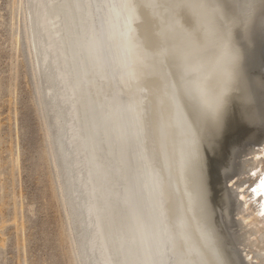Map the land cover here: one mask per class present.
I'll use <instances>...</instances> for the list:
<instances>
[{"label": "rangeland", "instance_id": "1", "mask_svg": "<svg viewBox=\"0 0 264 264\" xmlns=\"http://www.w3.org/2000/svg\"><path fill=\"white\" fill-rule=\"evenodd\" d=\"M155 7V0H54L37 25L33 0H0V264H94L82 228L85 200L71 180L76 173L66 149L68 91L57 77L60 59L77 95L74 112L113 253L123 240L152 264L135 233L152 190L164 196L168 219L180 220V206L166 190L170 154L178 150L171 141L173 112L166 109L164 64L171 67L173 59L161 49L170 41L172 19L168 7L160 28ZM189 228L190 246L175 242V258L206 264L209 236ZM145 238L159 250L157 231ZM160 255L156 264L165 259ZM114 256L121 264L122 256Z\"/></svg>", "mask_w": 264, "mask_h": 264}, {"label": "bare ground", "instance_id": "2", "mask_svg": "<svg viewBox=\"0 0 264 264\" xmlns=\"http://www.w3.org/2000/svg\"><path fill=\"white\" fill-rule=\"evenodd\" d=\"M159 1L155 0V9L156 13L159 12L157 17L161 28L164 20L160 19V15L166 14L168 9L166 7V10L162 9L161 12L160 5L162 6L163 3L159 5ZM174 2V8L169 7L172 20L167 30L170 31L168 37L170 41L162 44L161 49L169 50L170 58L173 59L171 67L163 64L170 94L166 109L170 106L173 112V117L170 116V119L172 117L176 124L175 135L171 141H176L175 145L178 143V148L176 147L178 150L176 154L173 152V156L170 154L171 165L167 167H170L171 172L168 174L169 179L166 178L167 174L165 178L169 183V187L166 188L171 196L169 198L180 206L178 222L182 230L178 222L168 219L171 213L166 208L164 196L152 190L147 198V206L142 207L140 222L135 226V233L137 236L140 234L146 236L150 231L159 233V250L154 251L149 241L143 242L141 246L147 251L152 264H156L161 253L164 255L162 259L165 258L161 264L174 262L182 264L180 259L175 258L174 243L179 240L184 243L183 245L186 246L187 243L189 245V227L195 234L209 236V239H206L209 246L206 245L205 248L211 261H207L204 256L206 264L215 263L210 254L212 252L222 263L221 258H224L226 264H264V188L261 187L264 177L261 180L259 178L264 174V153L258 160L248 158L249 155L259 153L252 148V143L264 149V88L257 86V81L264 80L262 51L264 45L254 47L252 42L256 21L260 15L264 16V0H175ZM33 3L38 25L54 0H33ZM249 5L252 8L251 15L247 18L252 43L250 48L240 43V37L237 35L239 26L233 24L241 19ZM174 9L179 10L180 17L174 16ZM226 23L232 25L233 42L240 49L238 69L250 86L253 103L246 107L242 100L246 93L241 90L238 82L234 83L228 93V103L222 110L221 127L218 134L213 136L209 132L207 123L200 125L192 123L190 106L201 91L211 98L223 86V74L229 70L226 53L221 46ZM52 48L54 52L57 51L56 44ZM56 55L59 62L58 54ZM59 68L61 73L57 76L58 80L62 85L65 82V89L68 91L65 103L69 107V114L66 112L65 116L69 124L70 140H68L69 144L66 142V149L71 152L73 173H76V176L75 174L71 176V180L75 185L76 178V184L81 188L79 192L83 193L82 198L85 200L81 209L84 211L82 218L86 219V221L82 220V228L89 242L87 256L94 264H102L106 254L113 253L111 235L106 216L100 212L96 203L97 188L93 181L95 175L89 172L88 157L82 142L85 141V132L81 133L78 115L74 112L77 103V97L74 96L76 92L68 89L61 59ZM55 73L57 74V71ZM53 76L55 77L54 74ZM249 109L254 115L253 121L245 116V112ZM254 168L260 171L259 176L249 175L248 172ZM232 175L237 176L238 181L234 186H227L226 182ZM243 184L251 186L250 191L254 190V192L250 194L239 192L237 187ZM256 184L257 186L253 187ZM258 193L261 195L247 206L239 198V196L245 198L253 195L255 197ZM168 203L169 207L170 202ZM239 247L245 250L248 261L241 254L242 250ZM166 256L169 257L168 261ZM171 261L173 263H170Z\"/></svg>", "mask_w": 264, "mask_h": 264}, {"label": "snow or ice", "instance_id": "3", "mask_svg": "<svg viewBox=\"0 0 264 264\" xmlns=\"http://www.w3.org/2000/svg\"><path fill=\"white\" fill-rule=\"evenodd\" d=\"M251 5L242 14L239 21L233 22L238 25L237 35L240 37V43L243 46L252 47L250 39V31L247 27V18L251 15ZM221 46L226 53V63L229 70L224 72L223 86L221 89L209 98L202 91L198 97H196L190 106L191 121L194 125H200L207 123L209 132L211 135H217L222 124V110L228 103V93L232 89L234 83H239L241 90L245 91L246 95L242 97L246 107L253 103L250 86L244 79L243 74L238 69V60L240 56V49L235 46L232 38V25H224V33L221 37ZM257 86L264 88V80L257 81ZM245 116L250 121L254 120V115L250 111L245 112ZM264 188V183L261 185Z\"/></svg>", "mask_w": 264, "mask_h": 264}, {"label": "water", "instance_id": "4", "mask_svg": "<svg viewBox=\"0 0 264 264\" xmlns=\"http://www.w3.org/2000/svg\"><path fill=\"white\" fill-rule=\"evenodd\" d=\"M164 4H165V7L162 8V9L166 10V7L167 8L168 7H170V8L173 7L174 8L173 5H175V2H173V3L170 2L169 3L167 0H165ZM252 42L254 44V47H257V46H259L261 44L264 45V16L263 15H260L258 21H256V26L254 28L253 35H252ZM262 51H263V69H264V48H263ZM251 146H252V148H254V150L259 151V153H255L254 155H249L248 158H254L255 160H258L260 157L262 158V155L264 153L263 152L264 149L261 146L256 145L255 143H252ZM259 172L260 171L257 168H254V169L250 170L248 173H249L250 176H254V175L259 176L258 175ZM263 177H264V174L260 175V177H259L260 180L263 179ZM260 180L258 179V181H260ZM237 181H238L237 176L232 175L230 177V179L227 180L226 185L227 186H234ZM256 186H257V184L254 185L253 187H256ZM250 187L248 185H246V184H243L242 186H239L237 188H238L239 192H244L245 194H247V193L250 194V193L254 192V190L250 191ZM260 195H261V193H258L255 197H253L254 196L253 195V196H248V197L246 196L245 198H241V196H239V198L247 206L249 204H252L254 202V200L256 198H258ZM137 239H139L143 243V242H145L146 238H145V236L143 234H140L139 236H137ZM123 242H124V245H122ZM128 243H130V242H128ZM116 245H117V242H116ZM130 247H128L127 242H125L123 240L118 242V245H117V248H116V254L119 255V256L120 255L122 256V258H121L122 259L121 260L122 263L121 264H147V260L142 255V253L143 254H145V253L140 251L142 258L139 255V259H138V258L135 257V255L133 253L130 252V250H129ZM209 249H211V248L209 247ZM239 249L242 250L241 254L245 258V260L248 261L249 258L247 256V254L245 253V250L243 248H241V247H239ZM141 250L145 251L144 249H141ZM116 254L115 253L106 254L102 264H114V257H115L114 255H116ZM210 254H211V257H212V259L214 260V262L216 264H226L225 261H224V258H221L222 261H223V263H222V262L219 261L218 257L213 255V252L210 253Z\"/></svg>", "mask_w": 264, "mask_h": 264}]
</instances>
